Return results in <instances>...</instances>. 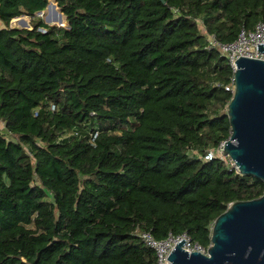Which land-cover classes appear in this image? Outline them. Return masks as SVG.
<instances>
[{"label": "trees", "instance_id": "trees-1", "mask_svg": "<svg viewBox=\"0 0 264 264\" xmlns=\"http://www.w3.org/2000/svg\"><path fill=\"white\" fill-rule=\"evenodd\" d=\"M54 1L66 26L35 19L50 0H0V264H156L138 231L208 247L264 193L203 158L232 131L209 37L255 28L264 0Z\"/></svg>", "mask_w": 264, "mask_h": 264}, {"label": "water", "instance_id": "water-1", "mask_svg": "<svg viewBox=\"0 0 264 264\" xmlns=\"http://www.w3.org/2000/svg\"><path fill=\"white\" fill-rule=\"evenodd\" d=\"M51 7L54 19L46 17L47 23L59 21L57 25L64 26L57 4L50 1L47 8ZM256 51L264 53L263 43L256 44ZM235 64L234 91L227 105L232 131L223 153L235 161L240 174L264 182V58L240 56ZM211 229L209 255L189 253L183 249L182 239L167 259L173 264H264V193L258 198L230 203Z\"/></svg>", "mask_w": 264, "mask_h": 264}, {"label": "built area", "instance_id": "built-area-1", "mask_svg": "<svg viewBox=\"0 0 264 264\" xmlns=\"http://www.w3.org/2000/svg\"><path fill=\"white\" fill-rule=\"evenodd\" d=\"M18 18V17H17ZM210 44L208 48H217L221 53L228 58L229 63L233 68L235 74L236 64L235 61L240 57H249L255 59H263L264 53L256 51V44L264 45V21H259L255 28L245 29L243 28L238 36V38L229 43H222L218 41L214 35L209 37ZM234 76L232 78V91H234ZM4 122H0V128H4ZM225 142L221 143L215 149H209L204 155L205 160H213L215 158H221L225 160L232 169H235L239 172V168L236 165L235 161L229 156L223 153ZM138 235L141 237L142 241L156 253V264H173L167 256L174 249L176 244L182 239L185 240L183 243V249L190 252H200L205 255L208 254V247L203 246L202 244L194 241L188 233H183L180 235H174L170 233L169 236L165 239H157L149 231H138Z\"/></svg>", "mask_w": 264, "mask_h": 264}, {"label": "rangeland", "instance_id": "rangeland-1", "mask_svg": "<svg viewBox=\"0 0 264 264\" xmlns=\"http://www.w3.org/2000/svg\"><path fill=\"white\" fill-rule=\"evenodd\" d=\"M52 3H55V1L54 0H50ZM57 11H61L60 10V8L57 6ZM48 11V8L46 9V10H44L43 12L44 13H42V14H36V16H35V19H38V18H42L45 22H47L46 21V15H54V11H49V12H47ZM16 18H14L12 21H11V26H15V27H19V28H24V24H22V23H27V24H29V26L28 27H26V28H29L30 26H31V22H32V20L34 19L33 17H30V16H22L21 18H18L17 20H15ZM21 19H23V22L22 23H20V21L19 20H21ZM63 19H64V21H63V24H64V26H66L67 24H66V20H65V17H64V15H63ZM49 24V23H48ZM50 24H55V25H57L58 23H56V22H52V23H50Z\"/></svg>", "mask_w": 264, "mask_h": 264}, {"label": "bare ground", "instance_id": "bare-ground-1", "mask_svg": "<svg viewBox=\"0 0 264 264\" xmlns=\"http://www.w3.org/2000/svg\"><path fill=\"white\" fill-rule=\"evenodd\" d=\"M53 7H51L50 9H52ZM50 9H48V10H50ZM54 11V10H53ZM54 13H55V11H54ZM22 17V16H21ZM21 17H19V18H21ZM46 17H51V18H53L54 19V15H46ZM20 21V23H22L23 22V19H21V20H19ZM56 23H59V21H56ZM22 24H24V23H22Z\"/></svg>", "mask_w": 264, "mask_h": 264}, {"label": "crops", "instance_id": "crops-1", "mask_svg": "<svg viewBox=\"0 0 264 264\" xmlns=\"http://www.w3.org/2000/svg\"><path fill=\"white\" fill-rule=\"evenodd\" d=\"M2 26V22L0 21V27Z\"/></svg>", "mask_w": 264, "mask_h": 264}]
</instances>
